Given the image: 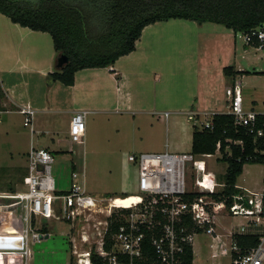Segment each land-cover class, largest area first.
I'll return each mask as SVG.
<instances>
[{
	"label": "rangeland",
	"instance_id": "374dc122",
	"mask_svg": "<svg viewBox=\"0 0 264 264\" xmlns=\"http://www.w3.org/2000/svg\"><path fill=\"white\" fill-rule=\"evenodd\" d=\"M31 32L0 12V58L7 67L0 68V194H17L27 188L26 155L31 143L54 149L53 173L59 188L70 186L74 167L80 171L85 168L87 189L104 197L103 205L114 194H141L139 164L129 155L166 149L192 151L196 127L188 118L189 110H199L201 119L213 111L226 110L225 91L237 78L243 87L245 109L251 105L264 108V47L246 42L242 31L219 22L201 23L180 17L153 22L144 28L136 49L122 55L117 65L79 70L78 79L83 78L85 84L74 88L61 80L51 85L41 70L30 68L27 57L31 47L39 62H52L55 69L58 55L51 37L39 35L42 31ZM226 66H232L231 73L225 71ZM118 74L123 77L120 79ZM12 89L16 96L23 97L22 101L11 99ZM75 94H85V101L79 100L77 107L71 103ZM24 103L36 108L34 132L24 123L20 111ZM45 104L50 106L48 110ZM73 106L90 111L85 143L72 138L68 108ZM59 135L63 136L61 140ZM221 156L217 151L207 159L209 172L224 180L228 161ZM263 175L260 162L248 161L238 180L261 186ZM192 180L194 175L188 179ZM10 201L0 197V205L16 211L15 205H4ZM110 208L113 214L126 207ZM216 212L221 232L236 228L234 225L244 220L242 216L230 218L223 207ZM106 214L100 210L92 215L90 223L82 219L73 226L64 220L42 217L50 235L30 242L34 254L6 253L0 264H79L78 252L91 242L97 245L100 235L94 223ZM84 232L90 236L88 242L82 239ZM208 236L195 237V250L198 259L211 261ZM228 261L229 256H225L220 263Z\"/></svg>",
	"mask_w": 264,
	"mask_h": 264
},
{
	"label": "built area",
	"instance_id": "2783aa9c",
	"mask_svg": "<svg viewBox=\"0 0 264 264\" xmlns=\"http://www.w3.org/2000/svg\"><path fill=\"white\" fill-rule=\"evenodd\" d=\"M242 32L246 42L255 44L258 40L259 47H264V23ZM227 101L226 110L213 111L202 119L199 110H189L188 118L193 119L199 128H212L215 113H230L236 126L246 128L253 135L254 157L264 155V108L256 109L251 105L245 109L239 78L234 80L232 88L227 89ZM20 111L24 114V123L33 128L36 108L24 103ZM89 112L87 108H77L72 114V138L77 143H85ZM169 113L165 112L166 115ZM237 143L243 145V140H237ZM218 146L220 148V142ZM213 154L168 149L131 153L129 158L139 164L142 198L135 204L123 206L128 209L119 212V227L112 236V246L107 247L105 236L110 226L112 201L103 205L104 197L88 191L85 168L82 171L74 168L70 186L59 188L53 173L54 152L47 147L32 146L28 152L27 188L17 194H0V197L11 199L4 205H15L16 209L0 208V254L21 252L25 255L27 252L31 256L30 242L50 235L42 217L64 220L73 226L82 219L90 223L92 215L101 210L107 214L106 218L94 223L100 235L97 245L91 242L88 248L78 252L79 264H96L92 260L94 253L107 264H221L225 256H229L226 264H264V175L261 186L237 180V191L216 197L214 194L223 191L227 183L209 172L207 157ZM254 162L264 166V160ZM193 175L194 180L188 181ZM220 207L225 208L230 218L242 216L244 220L235 224L236 228L221 232L216 212ZM102 224L103 229L100 228ZM248 233L260 234L261 240L243 252L237 236ZM198 234L209 235L207 243L211 261L198 259L195 250ZM72 239L75 241V237ZM82 239L88 242L90 236L84 232ZM9 240H16L18 246L6 245ZM189 248L192 253L190 262L187 259ZM77 251L75 246L74 252Z\"/></svg>",
	"mask_w": 264,
	"mask_h": 264
},
{
	"label": "trees",
	"instance_id": "16d2710c",
	"mask_svg": "<svg viewBox=\"0 0 264 264\" xmlns=\"http://www.w3.org/2000/svg\"><path fill=\"white\" fill-rule=\"evenodd\" d=\"M0 12L23 26L48 31L57 54L65 52L70 58L52 76L73 85L80 69L112 66L122 55L135 50L144 28L153 22L180 17L201 23L215 21L236 31H249L264 23V0H0ZM252 45L260 43L256 40ZM232 69L225 67L227 73ZM213 123L212 128L195 126L192 151L216 153L220 142L221 158L228 161L227 185L214 194L221 198L238 190L235 184L245 163L263 161L264 155L254 157L253 135L236 126L232 114L217 112ZM237 140H243V145ZM127 209L121 208L119 212ZM119 212L110 217L105 236L107 247L112 246V236L119 227ZM237 239L246 252L259 244L261 236L239 234ZM191 258L189 248L188 262ZM92 260L107 264L96 253Z\"/></svg>",
	"mask_w": 264,
	"mask_h": 264
},
{
	"label": "crops",
	"instance_id": "0c3cea01",
	"mask_svg": "<svg viewBox=\"0 0 264 264\" xmlns=\"http://www.w3.org/2000/svg\"><path fill=\"white\" fill-rule=\"evenodd\" d=\"M4 14V13H3ZM6 15V14H5ZM8 17V16H7ZM9 18V17H8ZM14 23H16V22H14ZM19 24V23H18ZM19 25H21V24H19ZM21 26H23V25H21ZM23 27H25V30H26V32H30V33H32L31 31L32 30H35V29H32V28H30V27H28V26H23ZM35 31H42V30H35ZM39 33V32H38ZM41 33H43V34H41ZM39 35H42V37H45V39L47 38V37H51L52 38V36H51V34L48 32V31H42ZM47 33V34H46ZM46 35H48V36H46ZM51 38H49V39H51ZM52 41H53V38H52ZM54 43V42H53ZM54 49H55V47H54ZM33 51H34V49H33V47H31V49L29 50V56L27 57V60L29 61V66H30V68H32V69H36V70H41L42 72V74H43V76L44 77H46L47 79H49V84H51V85H53L54 83H55V81L56 80H58V79H54L53 78V76H52V73L56 70V69H60V68H58L57 67V58H56V69H55V67H53V64H52V62H50V60H52L51 58H53V56L50 58V60H49V62L50 63H44V62H39L35 57H34V53H33ZM117 62H118V60H117ZM117 62L114 64V65H112V66H115V65H117ZM6 66H5V64H4V61L0 58V68H5ZM108 67V66H107ZM7 68V67H6ZM84 69V68H83ZM81 70V69H80ZM116 70V69H115ZM117 71V70H116ZM39 72V71H38ZM78 72V71H77ZM77 74L78 73H76V81H75V83L73 84V85H67V86H70V87H77V86H79V85H83V83L85 84V82H84V79L83 78H79L78 79V76H77ZM118 77L121 79L122 77H123V75L122 74H118ZM50 85V86H51ZM80 86V87H81ZM228 89V88H227ZM227 89H226V91H225V93H226V95H227ZM14 89H12V92L10 93V95H11V99L13 100V101H22L21 99L23 98V97H18V96H16V94H14V91H13ZM23 93H21V95H22ZM84 97H85V94H81V95H78V94H75V95H73V99L71 100V103H72V105H74V106H76L77 107V105H78V103H79V100L80 101H85V99H84ZM56 102H59V100H55ZM31 105H32V103H30ZM33 106V105H32ZM74 106L73 107H70V108H68V109H70V113L71 114H73L74 113V111H75V109H77V108H74ZM34 107V106H33ZM44 108H45V110H48V108H50V106L48 105V104H45L44 105ZM58 109H61V108H58ZM36 113V112H35ZM34 116H35V114H34ZM71 117H72V115H71ZM30 128H31V130H32V132H34L35 131V128H34V119H33V128H32V126H30ZM39 131H41V132H43V133H46L47 131H49L50 132V130L48 129L47 131H45L44 129L43 130H40L39 129ZM60 139L59 140H61L62 139V137L63 136H61V135H59L58 136ZM59 140H58V142H59ZM32 146H36V147H47V148H49L50 150H54V149H52L51 147H50V145H46V146H38V145H34L33 143H31V146H30V148L32 147ZM30 148H29V150H30ZM29 150H28V152H29ZM28 152H27V155H26V158H27V163L26 164H28ZM54 152V151H53ZM55 154V153H54ZM208 163H209V160H208ZM73 169H74V167H73ZM27 170H28V167H27ZM28 173V172H27ZM131 193V192H130ZM133 193V192H132ZM128 194V193H127ZM114 195H118V194H114ZM125 195V194H124ZM32 254H34V252H33V249H32ZM0 263H3L4 262V260H5V258H4V255L3 254H0Z\"/></svg>",
	"mask_w": 264,
	"mask_h": 264
},
{
	"label": "bare ground",
	"instance_id": "6f19581e",
	"mask_svg": "<svg viewBox=\"0 0 264 264\" xmlns=\"http://www.w3.org/2000/svg\"><path fill=\"white\" fill-rule=\"evenodd\" d=\"M141 194L140 193H128L127 195H114L110 198L112 201L113 206H130L132 204H135V202H138L141 200ZM0 208L4 209V206H0ZM15 244V245H14ZM8 246H18V242L16 240H9L6 244Z\"/></svg>",
	"mask_w": 264,
	"mask_h": 264
},
{
	"label": "water",
	"instance_id": "95a60500",
	"mask_svg": "<svg viewBox=\"0 0 264 264\" xmlns=\"http://www.w3.org/2000/svg\"><path fill=\"white\" fill-rule=\"evenodd\" d=\"M70 58L67 53L61 52L57 55V67L62 68L67 62H69ZM49 234H46V237Z\"/></svg>",
	"mask_w": 264,
	"mask_h": 264
}]
</instances>
